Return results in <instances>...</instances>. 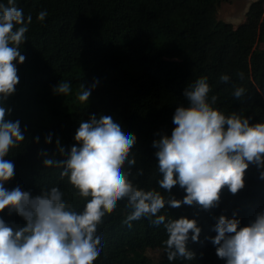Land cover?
Masks as SVG:
<instances>
[{
  "label": "trees",
  "instance_id": "trees-1",
  "mask_svg": "<svg viewBox=\"0 0 264 264\" xmlns=\"http://www.w3.org/2000/svg\"><path fill=\"white\" fill-rule=\"evenodd\" d=\"M225 0H16L25 17L32 23L25 41L19 46L23 63L13 61L19 82L15 92L0 106L9 109L5 120L20 121L25 139L4 157L15 166V175L3 182L4 187L39 195L42 190L58 187L73 209L80 211L88 198H83L61 178L56 167H45V156L60 160L58 147L65 154L79 147L75 133L81 122L93 114L111 116L125 133L135 136L129 159L136 163L129 179L145 191L183 200L186 195L179 185L170 192L159 187L153 142L171 136L173 116L179 106H187L185 90L197 79L206 77L209 99L225 115L237 113L249 119L250 125L264 123V0L249 4L245 20L237 25L216 19L218 6ZM7 5V0H0ZM47 11L43 21L40 11ZM230 80L224 83L221 75ZM69 82L71 91L62 95L53 89ZM89 100L77 99L80 85L91 86ZM245 93L235 98V88ZM51 134V142L46 137ZM39 137L36 142L35 138ZM59 141V145L57 144ZM126 200L103 217L97 226L101 252L93 264H149L140 253L149 248L161 251L157 264H226L216 255L211 242L218 218H237L240 227L254 222L264 211V179L256 165L249 164L244 187L232 194L227 187L220 193L218 205L203 210L199 205L168 204L158 215L167 219H195L201 229L198 241L187 247L194 259L177 258L169 262L165 252L167 232L164 225H152L147 217L124 221L131 209ZM0 219L14 228L25 221L6 208ZM155 219V217H153Z\"/></svg>",
  "mask_w": 264,
  "mask_h": 264
},
{
  "label": "clouds",
  "instance_id": "clouds-1",
  "mask_svg": "<svg viewBox=\"0 0 264 264\" xmlns=\"http://www.w3.org/2000/svg\"><path fill=\"white\" fill-rule=\"evenodd\" d=\"M46 16V10L40 11L37 20L43 21ZM31 23L32 16L25 17L16 0L0 4V104L15 92L19 82L13 61L25 60L19 46ZM220 80L228 83L230 77L221 75ZM96 83L80 85L79 102L89 100ZM210 90L206 77L190 85L184 92L187 106L175 110L171 136L164 135L153 142L162 174L159 187L170 192L179 185L186 193L182 201L159 191L138 189L132 183L125 166L130 170L136 163L129 159L136 138L125 133L111 116L97 118L93 114L81 122L74 137L79 147L72 146L66 154L64 147H58L63 159L48 158L42 150L39 155L46 157L43 165L62 169L60 177H67L79 195L88 198L80 211L68 205L58 187L42 190L39 195L23 191L20 186L12 190L4 187L3 182L15 175L14 164L4 157L24 141L25 135L20 121H6L10 110L0 106V211L7 208L26 222L14 228L0 219V264H93L102 250L97 226L121 200H126V207L131 209L124 221L129 227L142 217L152 225H164L169 262L177 258L193 260L194 253L187 247L189 233L191 241L196 242L201 229L195 219L166 220L164 215H158L165 204L173 208L181 204H196L203 210L214 208L222 189L227 187L236 194L244 187L249 164L256 165L264 179V123L250 125L249 119L237 113L225 115L213 106L217 97L209 99ZM53 91L66 96L71 84L60 82ZM244 93L243 87H237L233 95L240 98ZM45 142H51V134ZM239 224L237 218H218L213 229L216 235L211 238L217 246V257L225 259L226 264H264V211L248 226L238 229Z\"/></svg>",
  "mask_w": 264,
  "mask_h": 264
},
{
  "label": "rangeland",
  "instance_id": "rangeland-1",
  "mask_svg": "<svg viewBox=\"0 0 264 264\" xmlns=\"http://www.w3.org/2000/svg\"><path fill=\"white\" fill-rule=\"evenodd\" d=\"M253 1L256 0H225L217 8L216 19L237 25L245 20V12ZM258 47L264 49V43L258 44ZM140 255L145 256L149 264H157L161 257V251L156 248H149Z\"/></svg>",
  "mask_w": 264,
  "mask_h": 264
}]
</instances>
